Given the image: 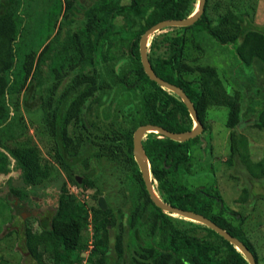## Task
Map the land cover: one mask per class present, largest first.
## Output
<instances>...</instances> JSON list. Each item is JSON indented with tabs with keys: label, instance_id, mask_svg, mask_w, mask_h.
I'll list each match as a JSON object with an SVG mask.
<instances>
[{
	"label": "trees",
	"instance_id": "16d2710c",
	"mask_svg": "<svg viewBox=\"0 0 264 264\" xmlns=\"http://www.w3.org/2000/svg\"><path fill=\"white\" fill-rule=\"evenodd\" d=\"M37 1L52 18L47 35L32 47L24 43L31 33ZM37 1L0 0V177L18 173L17 179L12 175L6 182V201L13 211L16 206L27 210V189L46 187L61 172L78 189L97 188L102 183L100 163L106 162L120 170L118 181L125 183L128 211H120L117 202L112 204L106 198L107 209L99 202L88 209L64 185L56 207L45 212L46 219L41 214L32 215L37 226L25 227L24 252L37 264H80L84 251L90 252L86 264H248L213 230L205 228L213 240L192 235L193 228L179 227L172 216L156 207L134 158V135L141 126L151 124L172 133L193 130L194 121L185 103L146 74L140 40L160 22L191 16L196 0H131L128 4L123 0H91L80 4L85 8L84 28L65 35L63 28L72 20L66 18L55 30L63 1ZM75 4L78 0L70 2L69 9ZM208 8L209 0L193 26L177 27V35L163 34L160 43L164 52L159 37L154 39L149 62L159 78L184 90L206 129L210 108H228L229 162L233 166L239 161L247 177L264 182V158L253 161L248 138L237 132L241 93L231 95L216 67L203 63V58L188 59L186 55L189 40L201 49L209 36L222 46L234 45L245 66L264 72V32L253 27L248 12L227 10L212 19ZM121 18L124 25L118 23ZM21 50L26 51L22 57ZM259 89L258 98L251 97L247 113L255 116V127L264 130V86ZM22 94L28 112L36 103L41 104L38 133L54 143L50 158L44 157L19 121L24 120L20 115ZM114 104L113 128L106 123L94 133L87 114L95 105L112 109ZM203 135L181 143L148 134L143 146L157 191L165 203L203 215L241 240L258 263L244 218L238 219L234 213L235 217H226L228 211L216 187L188 184L193 174L192 149L204 148ZM249 197L248 184L244 183L237 202L246 204ZM90 223L93 241L89 245L85 235ZM0 264L11 263L2 256Z\"/></svg>",
	"mask_w": 264,
	"mask_h": 264
},
{
	"label": "rangeland",
	"instance_id": "374dc122",
	"mask_svg": "<svg viewBox=\"0 0 264 264\" xmlns=\"http://www.w3.org/2000/svg\"><path fill=\"white\" fill-rule=\"evenodd\" d=\"M37 1V0H36ZM63 6L61 13L57 19L56 31L59 28L60 22H63L66 18L72 20L73 23L66 25L63 28V34L78 31L80 28H84V10L81 5H85L91 0H78V4L69 9L68 4L74 0H62ZM131 0H123V3L128 4ZM199 0H196L195 10L198 8ZM54 3H51V6ZM74 4V3H73ZM69 9V10H68ZM227 10H232L235 13H247L249 14L253 27L264 32V0H209L208 13L209 17L216 19L221 14H224ZM33 20L31 21V33L26 39V43L32 46H36L43 40L42 37L48 33V26L51 22L48 20L52 17H48L44 8L38 1L33 7ZM197 12V11H196ZM120 25H124L125 21L119 19ZM248 24V23H247ZM177 27H172L161 32L154 34L149 41L148 53L151 43L154 39L158 38V43L162 46L161 53L164 52V45L161 44L163 34L169 33L170 35L179 34ZM56 33V32H55ZM55 33L53 35H55ZM191 35L188 34V37ZM23 47V46H22ZM164 47V48H163ZM202 48H196L191 40L186 48V55L188 59L203 58V63L216 67L221 79L227 91L234 95L235 92L241 93V123L237 128L239 134L245 135L249 140V150L252 160L257 162L264 158V130H260L255 127V116L248 114L250 107V99H257L259 96V87L264 86V72L259 67L249 68L245 66L237 57L234 45L222 46L214 39L207 36L202 42ZM24 48V47H23ZM125 49L122 48V51ZM26 51L21 50L19 56L22 57ZM21 59V58H20ZM21 63V60L19 64ZM46 70V69H45ZM26 89H24L25 91ZM23 95L20 99V115L24 120H19L26 126L28 130L27 134H30L34 142L38 144L42 154L45 158L49 157L54 143L49 141L48 138H41L38 130L41 124V116L43 111L41 104L38 102L33 110L28 112L23 107ZM41 96L38 94L37 97ZM112 109L98 108V105L94 106L91 110L92 113H88L86 118L89 124L92 126V130L98 131V126L109 124L107 127H111L110 123L115 120L113 117ZM228 108L226 107H212L208 112L207 130L203 135L205 141L204 148L195 147L192 149L193 159V174L188 177V184L194 188H217L224 200V206L227 208L228 213L225 212L227 218L235 217L244 218V229L247 233L249 242L253 245L258 255V263L264 264V182L252 181L251 178L240 166L239 161H235L232 166L229 162L230 159V134L231 131L226 126L228 118ZM14 115V112H11ZM195 125V124H194ZM113 128V127H111ZM92 131V132H93ZM80 133V132H78ZM147 139V137H146ZM95 169L98 170L96 163H93ZM101 170V182L99 186L94 189H78L73 186L68 176L65 173H60L55 179L46 185V187L40 188H28L25 199L27 200V210L21 207L16 210H12L11 205L6 201V195L9 194L6 188L7 180L13 175L17 179L18 173H12L8 177L0 178V257H4L10 261L11 264H37L33 261L29 254L24 252V231L25 227L37 226L32 215H42L44 219L48 216H44L47 210H51L56 207L59 194L65 185L67 189L75 194L78 199L86 205L88 209L90 206H96L100 198H106L111 201L112 204L117 202V206L120 207V211L127 212L128 204L125 199L124 188L125 183L118 181L121 176L120 170L109 165L106 162L100 163ZM237 174L239 179L235 178ZM233 175V176H232ZM81 177L80 175H76ZM246 176V177H245ZM248 184L250 197L246 204L238 203L242 192L243 184ZM157 186V183H156ZM161 197V196H160ZM105 199V201H106ZM162 199V198H161ZM107 203V202H106ZM230 215V216H229ZM14 216V217H13ZM25 217L24 222L22 221ZM229 216V217H228ZM22 218V219H21ZM173 221L181 228H193L191 234L207 240H213L212 235L205 229L204 225L196 223L195 221L185 219L183 217L173 215ZM43 219V220H44ZM91 220V218H89ZM115 221V220H114ZM25 223V224H24ZM92 223L88 225L85 239L92 242V235L90 228ZM18 232L13 233L15 230ZM112 236H115V232L112 231ZM90 245V243H88ZM89 250V248H88ZM89 251H84L81 254L83 261L80 264H86L88 261ZM25 257V259H24ZM122 261L119 262V264Z\"/></svg>",
	"mask_w": 264,
	"mask_h": 264
},
{
	"label": "water",
	"instance_id": "95a60500",
	"mask_svg": "<svg viewBox=\"0 0 264 264\" xmlns=\"http://www.w3.org/2000/svg\"><path fill=\"white\" fill-rule=\"evenodd\" d=\"M206 2L207 0H199V3H198L199 5H198L197 10H195V12L186 19L167 20V21L158 23L157 25L150 28L142 36L140 40L141 60H142V64H143L146 74L149 76L151 80L156 82L163 89L176 94L185 103L195 125L193 127V130L189 133H172V132L165 130L164 128L153 126L151 124L141 126L140 128H138V130L136 131L134 135V150H133L134 158L142 174V178L145 182L149 196L151 200L154 202V204L156 205V207L161 209L164 213L169 214L170 216L177 215V216L183 217L188 220L195 221L196 223L206 226L207 228L213 230L215 233H217L222 238L227 240L229 243H231L243 255V257L248 262V264H258L254 254L248 249V247L241 240L233 237L230 233L223 230L213 221L195 212L182 210L180 208L171 206L165 203L161 199L160 194L157 191L156 182L154 181V178L152 176L151 167H150L148 158L145 154L144 146H143V141L146 139L147 135L151 133L159 134L173 141L184 143V142H187L191 139L198 137L200 134H202L204 130V125L198 119L195 106L193 102L190 100V98L187 96V94L184 92V90L159 78L152 70V67H151V64L148 58V45H149L150 38L158 32L164 31L172 27L193 26L202 17L205 11ZM0 178H3V177H0ZM99 204L102 209L104 210L107 209V203L104 198H100Z\"/></svg>",
	"mask_w": 264,
	"mask_h": 264
},
{
	"label": "clouds",
	"instance_id": "9594fccd",
	"mask_svg": "<svg viewBox=\"0 0 264 264\" xmlns=\"http://www.w3.org/2000/svg\"><path fill=\"white\" fill-rule=\"evenodd\" d=\"M148 136V135H147ZM90 244H92V242H90Z\"/></svg>",
	"mask_w": 264,
	"mask_h": 264
},
{
	"label": "built area",
	"instance_id": "2783aa9c",
	"mask_svg": "<svg viewBox=\"0 0 264 264\" xmlns=\"http://www.w3.org/2000/svg\"><path fill=\"white\" fill-rule=\"evenodd\" d=\"M90 248H92V246Z\"/></svg>",
	"mask_w": 264,
	"mask_h": 264
}]
</instances>
